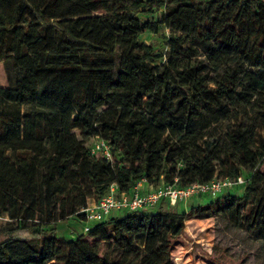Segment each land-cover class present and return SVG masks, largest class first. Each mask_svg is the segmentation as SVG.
Wrapping results in <instances>:
<instances>
[{
  "label": "trees",
  "instance_id": "16d2710c",
  "mask_svg": "<svg viewBox=\"0 0 264 264\" xmlns=\"http://www.w3.org/2000/svg\"><path fill=\"white\" fill-rule=\"evenodd\" d=\"M162 27L168 55L141 41ZM250 109L255 123L239 122ZM223 122L235 124L225 135ZM258 122L264 0H0V264H175L190 213L248 225L264 243ZM96 138L112 160L93 154ZM219 168L249 171L243 195L187 213L162 201L58 234L112 185L188 187Z\"/></svg>",
  "mask_w": 264,
  "mask_h": 264
},
{
  "label": "rangeland",
  "instance_id": "374dc122",
  "mask_svg": "<svg viewBox=\"0 0 264 264\" xmlns=\"http://www.w3.org/2000/svg\"><path fill=\"white\" fill-rule=\"evenodd\" d=\"M141 18L158 20L161 18V10L153 15H142ZM168 35L169 30L162 27L157 34L150 32L143 34L141 41L153 45L158 53L168 55L169 52L165 47V38ZM248 111L249 114L242 116L239 122L247 125L255 123L256 113L251 109ZM239 122H236V124ZM256 124V142L259 145L264 139V130L260 122ZM234 126V123L223 122L217 126L216 130L225 135ZM91 145L94 147L96 140L92 141ZM248 173L249 171L245 170L244 177L247 178ZM222 178L223 174L221 168H219L217 179ZM144 188L148 189L147 187ZM244 190V186L228 188L223 190L218 197L227 194L241 196ZM218 197L195 196L176 207V209L187 213L194 206H205ZM72 226L75 225L70 222L58 223L59 236L72 239ZM24 236L32 237L26 233ZM172 259L175 264H264V243L258 238V232L250 230L248 225L237 227L219 216H198L190 213L184 232L174 243Z\"/></svg>",
  "mask_w": 264,
  "mask_h": 264
},
{
  "label": "built area",
  "instance_id": "2783aa9c",
  "mask_svg": "<svg viewBox=\"0 0 264 264\" xmlns=\"http://www.w3.org/2000/svg\"><path fill=\"white\" fill-rule=\"evenodd\" d=\"M96 145L92 147L93 154L100 153L107 160H112L111 146L100 138H96ZM249 179L241 176L232 178H215L208 183H196L188 187H179L169 184L153 186L147 183L146 179L137 182L130 193H118L117 185H112L109 192L95 200L93 204L81 210L84 219L76 222L72 229V238H76L80 233H88L95 224L103 223L114 214L125 215L127 213L155 208L162 201L168 202L173 207H179L182 203L195 196L208 195L211 198L218 197L223 190L233 187L245 186ZM146 185V186H145ZM147 187V190L143 188Z\"/></svg>",
  "mask_w": 264,
  "mask_h": 264
},
{
  "label": "crops",
  "instance_id": "0c3cea01",
  "mask_svg": "<svg viewBox=\"0 0 264 264\" xmlns=\"http://www.w3.org/2000/svg\"><path fill=\"white\" fill-rule=\"evenodd\" d=\"M146 186V185H145ZM144 190H147L146 188H144ZM95 202L94 199H90L89 203L93 204ZM115 217H119L122 216L121 214H114ZM72 223L73 225H76L75 219L71 218L70 220L66 221V223ZM75 223V224H74ZM72 229H77L75 226H72ZM73 231V230H72Z\"/></svg>",
  "mask_w": 264,
  "mask_h": 264
}]
</instances>
